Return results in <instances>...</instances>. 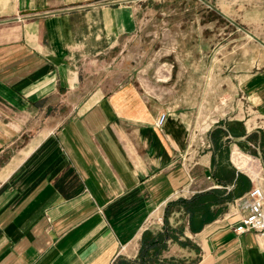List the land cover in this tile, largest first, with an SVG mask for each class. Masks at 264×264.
I'll list each match as a JSON object with an SVG mask.
<instances>
[{
	"label": "crops",
	"instance_id": "1",
	"mask_svg": "<svg viewBox=\"0 0 264 264\" xmlns=\"http://www.w3.org/2000/svg\"><path fill=\"white\" fill-rule=\"evenodd\" d=\"M8 24L0 40V264L134 261L143 236L157 234L165 235L158 264H264V237L233 231L246 214L236 201L264 187L233 161L248 159L235 142L264 136V73L249 83L255 127L228 118L201 141L178 110L133 83L83 96L54 126L77 82L71 57L131 34L134 11L116 0H0V27ZM226 122L241 124L240 137ZM217 129L226 136L217 139Z\"/></svg>",
	"mask_w": 264,
	"mask_h": 264
},
{
	"label": "rangeland",
	"instance_id": "2",
	"mask_svg": "<svg viewBox=\"0 0 264 264\" xmlns=\"http://www.w3.org/2000/svg\"><path fill=\"white\" fill-rule=\"evenodd\" d=\"M116 1L133 9L135 30L71 57L77 82L54 126L83 96L133 83L166 110H178L199 141L228 118L252 119L255 127L259 110L249 83L264 73V0ZM8 26L0 27V40ZM235 144L248 158L233 156L235 165L264 185L263 134Z\"/></svg>",
	"mask_w": 264,
	"mask_h": 264
},
{
	"label": "built area",
	"instance_id": "3",
	"mask_svg": "<svg viewBox=\"0 0 264 264\" xmlns=\"http://www.w3.org/2000/svg\"><path fill=\"white\" fill-rule=\"evenodd\" d=\"M167 115L162 113L156 126L162 127ZM235 207L246 214L235 224L233 231L236 234L253 232L264 237V187L253 186L243 197L236 201Z\"/></svg>",
	"mask_w": 264,
	"mask_h": 264
},
{
	"label": "trees",
	"instance_id": "4",
	"mask_svg": "<svg viewBox=\"0 0 264 264\" xmlns=\"http://www.w3.org/2000/svg\"><path fill=\"white\" fill-rule=\"evenodd\" d=\"M231 136L238 138L243 132V128L240 123L236 122L227 125V131ZM224 131L217 129L214 131L215 137L218 139L221 136H226ZM250 138V136L248 137ZM181 203L186 206L185 201ZM165 235L157 234L155 237L145 235L142 238L139 254L136 260L131 261L124 258H118L114 264H158L157 254L161 248V241H163Z\"/></svg>",
	"mask_w": 264,
	"mask_h": 264
},
{
	"label": "bare ground",
	"instance_id": "5",
	"mask_svg": "<svg viewBox=\"0 0 264 264\" xmlns=\"http://www.w3.org/2000/svg\"><path fill=\"white\" fill-rule=\"evenodd\" d=\"M233 156H236V157H237V159H240V158H242V156H240V155H238V154H234Z\"/></svg>",
	"mask_w": 264,
	"mask_h": 264
}]
</instances>
